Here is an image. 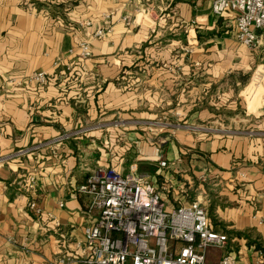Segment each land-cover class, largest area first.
Here are the masks:
<instances>
[{"label":"crops","instance_id":"obj_1","mask_svg":"<svg viewBox=\"0 0 264 264\" xmlns=\"http://www.w3.org/2000/svg\"><path fill=\"white\" fill-rule=\"evenodd\" d=\"M213 1L0 0V157L50 144L0 163V264H84L96 213L77 188L103 169L145 178L168 210L199 201L236 264L264 254L262 36L240 44Z\"/></svg>","mask_w":264,"mask_h":264},{"label":"built area","instance_id":"obj_2","mask_svg":"<svg viewBox=\"0 0 264 264\" xmlns=\"http://www.w3.org/2000/svg\"><path fill=\"white\" fill-rule=\"evenodd\" d=\"M211 8L217 17L234 13L238 42L247 48L256 46V32L264 30V0H214ZM121 21L131 24L127 17ZM106 33L108 29H101L93 35L101 39ZM78 51L82 60L91 57L86 41L78 45ZM26 81L44 86L47 78L44 73H34ZM168 127L194 130L190 126ZM69 137L70 134L61 135L51 144ZM47 145L50 144L12 152L0 157V163ZM160 166L167 164L161 162ZM77 194L87 198V211L96 213L93 225L84 232L88 250L84 264H207V249L225 248L229 240L226 234L210 227L199 201L168 210L160 193L140 176H122L114 169L97 170L77 188ZM31 208L35 209L34 204ZM217 264H236V259L225 255ZM255 264H264V254L259 253Z\"/></svg>","mask_w":264,"mask_h":264},{"label":"rangeland","instance_id":"obj_3","mask_svg":"<svg viewBox=\"0 0 264 264\" xmlns=\"http://www.w3.org/2000/svg\"><path fill=\"white\" fill-rule=\"evenodd\" d=\"M259 33V34H258ZM256 34H258V35H261L262 36V43H261V45H260V47H258L257 46V44H256V46L254 47V48H257V49H255L256 50V52H258L257 54H256V56H254V60H256V61H261V60H263L264 59V57H263V53H264V30H262V31H258V32H256ZM261 40V39H260ZM258 76V75H257ZM259 77V76H258ZM164 121V120H163ZM165 122V121H164ZM163 122V123H164ZM175 125V124H174ZM177 125H180V126H190V127H192V128H194V132L196 131V129L198 128V127H201V124H199V123H196V124H193V125H184V124H177ZM208 127V126H207ZM230 241H228V243H229ZM227 243V244H228ZM230 246H226L225 248H222V249H219V248H215V247H210V248H208L207 249V251H206V256H208V253H210V252H214L215 254H218V252L219 251H221L222 250V252L223 253H225L226 255H233L232 254V252L234 251V253L236 252V250H233V248H231Z\"/></svg>","mask_w":264,"mask_h":264}]
</instances>
